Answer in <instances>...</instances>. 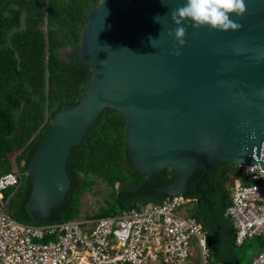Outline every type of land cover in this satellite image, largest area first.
Returning a JSON list of instances; mask_svg holds the SVG:
<instances>
[{
  "label": "water",
  "instance_id": "1",
  "mask_svg": "<svg viewBox=\"0 0 264 264\" xmlns=\"http://www.w3.org/2000/svg\"><path fill=\"white\" fill-rule=\"evenodd\" d=\"M183 2L99 0L91 8L78 47L92 64L90 83L76 105L53 115L27 163L32 216L47 219L63 200L71 147L107 106L124 116L132 166L153 178L173 172L169 196L182 195L200 165L264 167V0H245V14H232L236 31L185 22L181 46L167 30Z\"/></svg>",
  "mask_w": 264,
  "mask_h": 264
},
{
  "label": "trees",
  "instance_id": "2",
  "mask_svg": "<svg viewBox=\"0 0 264 264\" xmlns=\"http://www.w3.org/2000/svg\"><path fill=\"white\" fill-rule=\"evenodd\" d=\"M98 1L0 0V175L19 173V184L3 190L4 199L9 197L6 211L19 222L40 225L118 215L169 196L164 187L172 182L173 172L164 168L153 178L134 168L124 116L107 106L71 147L66 161L70 186L63 200L47 219L35 218L26 206L32 190L28 161L53 115L63 105H76L89 86L92 64L80 57L78 47ZM236 178L251 183L242 166L227 161L210 168L200 165L182 193L189 199L185 212L205 230L207 264H246L264 249V235L255 236V243H235L237 227L228 207ZM98 182L107 189L102 204L94 213L82 212V197L96 192ZM182 264H202L196 246Z\"/></svg>",
  "mask_w": 264,
  "mask_h": 264
},
{
  "label": "built area",
  "instance_id": "3",
  "mask_svg": "<svg viewBox=\"0 0 264 264\" xmlns=\"http://www.w3.org/2000/svg\"><path fill=\"white\" fill-rule=\"evenodd\" d=\"M238 166L251 183L236 178L232 186L228 212L237 227V245L264 235V167ZM0 181L6 185L0 188V264H182L195 246L207 264L205 230L185 209L179 211L189 201L183 195L118 215L33 225L6 211L9 197L4 199L3 190L19 184V173L1 174ZM246 264H264V249Z\"/></svg>",
  "mask_w": 264,
  "mask_h": 264
},
{
  "label": "clouds",
  "instance_id": "4",
  "mask_svg": "<svg viewBox=\"0 0 264 264\" xmlns=\"http://www.w3.org/2000/svg\"><path fill=\"white\" fill-rule=\"evenodd\" d=\"M246 11L245 0H184L170 12V18L176 27L169 28L167 35L173 36L181 46L184 45V37L187 32V28L183 26L185 22H190L191 27L197 29L209 26L210 29L219 31H236L242 26L231 16L235 14L237 17H242ZM159 17L157 15L154 19L159 22ZM154 40L156 39L149 37V43L152 46ZM174 54L176 56L181 54L179 48L175 50ZM250 138L255 139V134L253 133ZM5 186V183L0 181V188Z\"/></svg>",
  "mask_w": 264,
  "mask_h": 264
},
{
  "label": "rangeland",
  "instance_id": "5",
  "mask_svg": "<svg viewBox=\"0 0 264 264\" xmlns=\"http://www.w3.org/2000/svg\"><path fill=\"white\" fill-rule=\"evenodd\" d=\"M62 55H65V51L62 52ZM96 192L94 191H87L84 196L82 197V203H81V210L82 212L91 214L97 211L100 204H102V198L107 193L106 187L101 182H98L94 186ZM186 207V206H185ZM185 208L181 207L179 209L180 212H183ZM251 243H255V238L251 237L248 238ZM257 245V242L255 246ZM162 261V260H161ZM163 262V261H162Z\"/></svg>",
  "mask_w": 264,
  "mask_h": 264
}]
</instances>
